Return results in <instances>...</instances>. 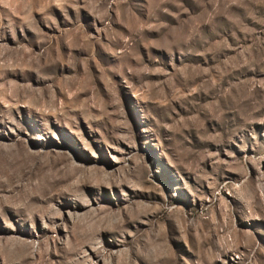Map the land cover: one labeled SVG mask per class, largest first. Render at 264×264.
<instances>
[{
  "label": "rangeland",
  "instance_id": "obj_1",
  "mask_svg": "<svg viewBox=\"0 0 264 264\" xmlns=\"http://www.w3.org/2000/svg\"><path fill=\"white\" fill-rule=\"evenodd\" d=\"M0 264H264V0H0Z\"/></svg>",
  "mask_w": 264,
  "mask_h": 264
}]
</instances>
